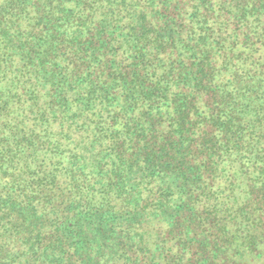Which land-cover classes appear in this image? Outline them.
Instances as JSON below:
<instances>
[{"label": "trees", "instance_id": "1", "mask_svg": "<svg viewBox=\"0 0 264 264\" xmlns=\"http://www.w3.org/2000/svg\"><path fill=\"white\" fill-rule=\"evenodd\" d=\"M0 264H264V0H0Z\"/></svg>", "mask_w": 264, "mask_h": 264}]
</instances>
